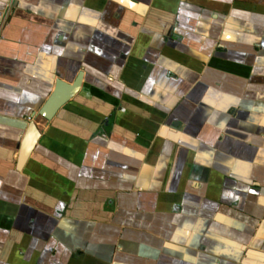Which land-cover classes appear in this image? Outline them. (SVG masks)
<instances>
[{
	"label": "crops",
	"instance_id": "crops-1",
	"mask_svg": "<svg viewBox=\"0 0 264 264\" xmlns=\"http://www.w3.org/2000/svg\"><path fill=\"white\" fill-rule=\"evenodd\" d=\"M0 264H264V0H0Z\"/></svg>",
	"mask_w": 264,
	"mask_h": 264
},
{
	"label": "water",
	"instance_id": "water-1",
	"mask_svg": "<svg viewBox=\"0 0 264 264\" xmlns=\"http://www.w3.org/2000/svg\"><path fill=\"white\" fill-rule=\"evenodd\" d=\"M81 85V76L79 75L76 80L68 84L61 80H56L54 83V89L48 96L42 107L38 110L37 116H40L46 121L53 119L57 111L64 105L70 102V100L77 94ZM40 139V133L34 124L30 122L23 134L18 157L16 161V170L23 169L30 155L34 151L38 141Z\"/></svg>",
	"mask_w": 264,
	"mask_h": 264
}]
</instances>
